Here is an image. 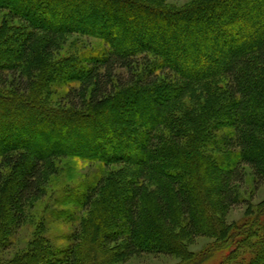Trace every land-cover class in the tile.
<instances>
[{"label": "trees", "instance_id": "obj_1", "mask_svg": "<svg viewBox=\"0 0 264 264\" xmlns=\"http://www.w3.org/2000/svg\"><path fill=\"white\" fill-rule=\"evenodd\" d=\"M0 9L30 29L12 35L0 24V79L12 88L0 90V204L12 220L21 223L25 205L43 193L53 159L124 164L136 176L105 189L98 217L88 218L96 232L87 264L145 252L184 253L180 263L188 264L222 250L220 264H264V203L235 228L221 215L239 203L235 187L246 167L264 182V0H193L179 8L146 0H0ZM72 34L101 39L106 49L51 61L60 37ZM70 81L79 86L64 94L67 109L53 110V83ZM40 132H56L49 135L67 145L49 146L51 139L36 138ZM223 147L220 156L213 151ZM149 181L157 185L154 215L141 208ZM104 183L73 198L88 206ZM11 219L0 206V228ZM200 234L218 240L201 253L180 249L182 236ZM112 244L118 247L109 252ZM29 247L17 264H48L56 255L49 264H86L75 246L58 253L43 239Z\"/></svg>", "mask_w": 264, "mask_h": 264}, {"label": "rangeland", "instance_id": "obj_2", "mask_svg": "<svg viewBox=\"0 0 264 264\" xmlns=\"http://www.w3.org/2000/svg\"><path fill=\"white\" fill-rule=\"evenodd\" d=\"M146 1L157 5L167 4L168 6L179 8L193 0ZM4 21L6 22L7 29L11 31L10 33L12 35H15L21 28L26 30L24 33L30 31L25 21L14 18L8 11L0 9V24L4 23ZM47 35V33H42L40 39L42 38L45 41ZM43 40L40 41L37 47L41 52L44 46ZM57 47L58 48H55L53 53L50 54L51 61L53 60L56 62L60 58L67 59V57L77 52L101 51L106 49L103 40L78 34L63 35L60 37L59 46ZM12 62L18 61L12 58ZM67 83L68 82H66V84ZM69 83L67 87L63 82L53 83L54 86H52V90L54 92L47 101V104L51 106L53 110H62V108L67 109V98L64 97V94L67 92L68 88L79 86L77 81H70ZM11 89V87H6L2 79H0V90L2 92L7 94V91ZM186 101L187 103H191L192 99L188 98ZM26 121L28 123H34V116L30 113ZM49 134L55 135L56 132ZM49 134L40 132L36 135V138L40 139L41 142L51 139V142L48 144L49 146L58 144L59 142L67 145V143L61 141L58 136L51 137ZM220 135L221 133L219 136ZM64 138L65 137H63L62 140ZM224 149L226 150V148L223 147V149H213V151L220 156L222 154L220 152ZM136 169V167L124 164H115L107 168L104 163L100 161H89L88 159L75 156L53 159L45 170L43 193L25 205L24 218L21 223H18V218L11 219L8 204L5 203V201L1 202L0 206L2 211L7 219L10 218L13 222L11 223V221H8L6 225L3 224L0 228V241L2 243V247H0V264H17L14 261L16 256L29 250L30 244L34 245L41 240L43 241V239L46 243L54 245L53 248L59 247L58 253H61L65 248L68 249L70 246H75L78 259L87 264L88 262L86 261L85 255L88 254L91 245H93L92 239H94V234L96 232L94 225L98 216L96 215L95 217L94 214L96 210L100 209L103 192L108 187L115 186L116 183L119 187H122L121 184L124 186L126 182L136 176ZM3 171V175L6 178L9 176L11 170L9 166H6ZM102 178H104L105 182L102 194L100 193L96 196L90 205L83 206L79 198H73V196H80V192H86L88 187L98 185ZM156 194V183L154 181L147 182L141 199V208L144 213H151L154 215L157 212ZM235 195L239 199V203L227 207L221 214L224 217L223 220L233 228L243 223L252 215V212L256 210L258 205L264 203V182H260L258 185L253 171L246 167L245 180L243 183L237 184L235 187ZM93 216L95 218V223L92 224L89 222V219ZM103 227L105 226L103 225ZM217 240L218 239L214 236L203 234L188 237L182 236L180 239V245L182 247L180 249L183 251L185 250L184 252L189 254L192 252L201 253L206 250L205 248L209 244L215 243ZM120 244H124V240L121 241ZM117 247L118 244H112L108 247L109 252H114ZM227 254L228 250L218 251L206 257L199 256L196 263L188 264H220ZM57 257H60V255H56V258ZM183 258L184 253L181 254L179 252L173 254L145 252L125 259L116 258L115 261L109 264H182L180 262ZM54 259H50L47 263H55Z\"/></svg>", "mask_w": 264, "mask_h": 264}]
</instances>
